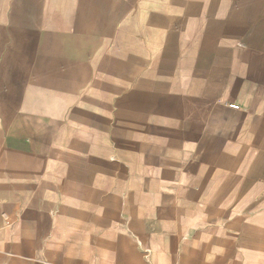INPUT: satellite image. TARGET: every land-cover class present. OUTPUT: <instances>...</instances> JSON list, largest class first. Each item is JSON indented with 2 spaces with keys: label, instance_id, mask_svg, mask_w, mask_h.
<instances>
[{
  "label": "crops",
  "instance_id": "1",
  "mask_svg": "<svg viewBox=\"0 0 264 264\" xmlns=\"http://www.w3.org/2000/svg\"><path fill=\"white\" fill-rule=\"evenodd\" d=\"M0 264H264V0H0Z\"/></svg>",
  "mask_w": 264,
  "mask_h": 264
}]
</instances>
